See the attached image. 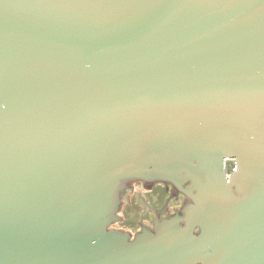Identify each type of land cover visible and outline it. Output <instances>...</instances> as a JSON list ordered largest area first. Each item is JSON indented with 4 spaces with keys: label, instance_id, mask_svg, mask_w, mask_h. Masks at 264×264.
Returning a JSON list of instances; mask_svg holds the SVG:
<instances>
[{
    "label": "water",
    "instance_id": "95a60500",
    "mask_svg": "<svg viewBox=\"0 0 264 264\" xmlns=\"http://www.w3.org/2000/svg\"><path fill=\"white\" fill-rule=\"evenodd\" d=\"M0 264H264V0H0Z\"/></svg>",
    "mask_w": 264,
    "mask_h": 264
},
{
    "label": "flooded vegetation",
    "instance_id": "af4514ba",
    "mask_svg": "<svg viewBox=\"0 0 264 264\" xmlns=\"http://www.w3.org/2000/svg\"><path fill=\"white\" fill-rule=\"evenodd\" d=\"M190 204L170 184L133 182L121 199L118 218L111 229L133 238L142 228L151 229L155 220L181 214Z\"/></svg>",
    "mask_w": 264,
    "mask_h": 264
}]
</instances>
